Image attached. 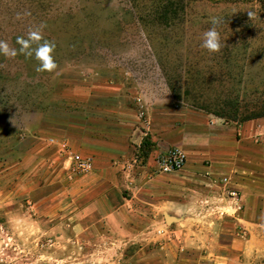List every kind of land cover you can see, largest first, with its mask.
<instances>
[{
    "label": "rangeland",
    "instance_id": "obj_1",
    "mask_svg": "<svg viewBox=\"0 0 264 264\" xmlns=\"http://www.w3.org/2000/svg\"><path fill=\"white\" fill-rule=\"evenodd\" d=\"M25 10L31 16L17 19ZM214 17L222 47L210 53L201 44ZM41 23L57 45L55 72H36L34 57L0 55V264H160L159 255H133V225L117 232L102 210L67 207L76 152L63 143L102 134L105 104L137 109L159 92L175 111L235 123L216 116L229 95L264 97V0H0V39L10 46ZM256 163L264 187V157ZM39 185L49 198L32 191ZM254 221L238 225L254 249L238 264H264V210ZM200 236L191 248H206Z\"/></svg>",
    "mask_w": 264,
    "mask_h": 264
},
{
    "label": "crops",
    "instance_id": "obj_2",
    "mask_svg": "<svg viewBox=\"0 0 264 264\" xmlns=\"http://www.w3.org/2000/svg\"><path fill=\"white\" fill-rule=\"evenodd\" d=\"M139 104L137 109L105 104L102 134L82 133L64 141L69 152L94 164L91 173L70 178L67 207L102 210L117 232L133 225L137 257L159 255L160 264H202L204 259L206 264H238L243 254L254 251L248 232L237 234L238 225L254 224L264 210L256 163L264 157L256 147L264 148V118L222 125L202 112L175 111L173 97L163 100L160 92L152 101L142 97ZM146 136L155 147L142 164L137 152ZM58 146H53L55 154ZM172 147L185 153L184 168L170 174L156 171V157ZM48 188L39 185L32 191L49 198ZM229 188L239 190L240 210L227 196ZM168 228L173 229L169 239L174 234L169 242L168 235L158 234ZM193 235L207 237L206 248H191ZM157 241L162 247L149 249Z\"/></svg>",
    "mask_w": 264,
    "mask_h": 264
},
{
    "label": "clouds",
    "instance_id": "obj_3",
    "mask_svg": "<svg viewBox=\"0 0 264 264\" xmlns=\"http://www.w3.org/2000/svg\"><path fill=\"white\" fill-rule=\"evenodd\" d=\"M252 16V13H249ZM31 16V12L25 10L17 14V19L22 20L25 17ZM212 27L203 33L201 47L207 49L210 53L220 51L222 47L221 35L218 31L222 21L219 18H212ZM46 27L41 23L39 26L30 28L26 36H17L16 44L19 49L10 46L9 42L0 39V55L7 58H15L18 54L24 55L26 58H33L38 62L35 71L38 73L49 72L53 73L58 68L55 59L56 43L55 41L47 40L43 36V30ZM35 45V47H33Z\"/></svg>",
    "mask_w": 264,
    "mask_h": 264
},
{
    "label": "trees",
    "instance_id": "obj_4",
    "mask_svg": "<svg viewBox=\"0 0 264 264\" xmlns=\"http://www.w3.org/2000/svg\"><path fill=\"white\" fill-rule=\"evenodd\" d=\"M166 7L169 8L170 5ZM167 8L165 12H167ZM163 16L167 18L169 14L163 13ZM228 83H230V80H228ZM233 84H236L238 87L244 84L242 77L239 78L238 81L237 79L233 80ZM216 116L237 124L264 118V97L256 102H248L245 96L240 95V93L229 95ZM154 147L155 145L151 142V138L146 136L141 147L138 149L137 159L142 164H146Z\"/></svg>",
    "mask_w": 264,
    "mask_h": 264
},
{
    "label": "built area",
    "instance_id": "obj_5",
    "mask_svg": "<svg viewBox=\"0 0 264 264\" xmlns=\"http://www.w3.org/2000/svg\"><path fill=\"white\" fill-rule=\"evenodd\" d=\"M157 164V170L160 173L170 174L180 171L184 168L187 157L185 153L179 147L170 148L167 153L163 155H158L155 160ZM69 178H74L76 176H84L91 173L94 169L93 161L81 154H72L70 156L69 164ZM224 182H228L224 179ZM227 196L233 201L237 210L241 209V194L239 190L235 188H229L227 190ZM168 232V233H167ZM160 235H169V231L159 230Z\"/></svg>",
    "mask_w": 264,
    "mask_h": 264
},
{
    "label": "water",
    "instance_id": "obj_6",
    "mask_svg": "<svg viewBox=\"0 0 264 264\" xmlns=\"http://www.w3.org/2000/svg\"><path fill=\"white\" fill-rule=\"evenodd\" d=\"M171 220H173L171 217H168V221L170 222Z\"/></svg>",
    "mask_w": 264,
    "mask_h": 264
}]
</instances>
